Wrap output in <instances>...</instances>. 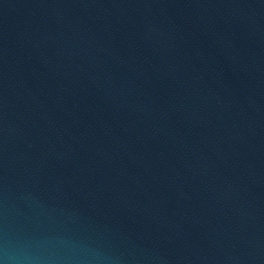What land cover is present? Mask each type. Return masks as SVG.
<instances>
[{"label":"water","instance_id":"obj_1","mask_svg":"<svg viewBox=\"0 0 264 264\" xmlns=\"http://www.w3.org/2000/svg\"><path fill=\"white\" fill-rule=\"evenodd\" d=\"M0 260L264 264V0H0Z\"/></svg>","mask_w":264,"mask_h":264},{"label":"clouds","instance_id":"obj_2","mask_svg":"<svg viewBox=\"0 0 264 264\" xmlns=\"http://www.w3.org/2000/svg\"><path fill=\"white\" fill-rule=\"evenodd\" d=\"M0 264H8V261H7V260H0ZM15 264H24V262H23V261H20V260H17V261L15 262ZM27 264H43V262H41V261H31V260H29V261L27 262Z\"/></svg>","mask_w":264,"mask_h":264}]
</instances>
